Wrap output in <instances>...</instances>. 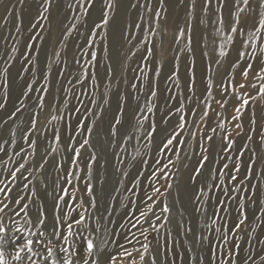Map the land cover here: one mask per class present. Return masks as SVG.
<instances>
[{
    "label": "rangeland",
    "instance_id": "rangeland-1",
    "mask_svg": "<svg viewBox=\"0 0 264 264\" xmlns=\"http://www.w3.org/2000/svg\"><path fill=\"white\" fill-rule=\"evenodd\" d=\"M117 5L0 0V264H264V0H175L169 10L129 0L138 14L115 74L107 31ZM203 21L219 35V59L197 93L194 79L179 83L180 61L194 70ZM110 171L117 184L104 202ZM182 183L195 187L191 214Z\"/></svg>",
    "mask_w": 264,
    "mask_h": 264
},
{
    "label": "bare ground",
    "instance_id": "bare-ground-1",
    "mask_svg": "<svg viewBox=\"0 0 264 264\" xmlns=\"http://www.w3.org/2000/svg\"><path fill=\"white\" fill-rule=\"evenodd\" d=\"M175 0H165L166 7L170 8V5ZM228 5L232 4V1L234 0H226ZM36 2V1H35ZM129 0H118V5L115 8L113 18L110 22V25L108 27L107 31V38H108V50H107V57L109 62V69H111L112 72L117 74L119 69L122 67L124 63H127V46L123 43L124 36L127 34L130 28V22H134L137 18V11L130 13L129 10ZM32 6V5H31ZM28 6L26 11V16L31 17L32 16V7ZM202 18L205 20L207 16L209 18L212 15V12L208 14L206 12H202ZM205 14H207L205 16ZM100 16V7H95L90 15V18L88 19V24L91 25L95 20L99 19ZM212 29H209V27L206 24V21H203V24L197 28V31L194 33V45L192 47L191 52L189 53V60L192 61L194 68L193 71H191V68L186 65V59L188 56H185L182 58V61H180V67L181 71L179 74V77L181 81L179 82L184 87H187V83H189L190 80L194 79L197 83V93H199L205 86L204 79L206 76V65L212 60L216 61L219 59V49L217 47H212V43L214 40L216 42H219L218 34L217 38H213L212 36ZM238 51H232L229 54L228 60L225 65H227L236 55ZM240 53V50H239ZM187 57V58H186ZM72 61V68L74 71H77L79 68L78 64V58H76L74 55L71 56ZM17 71V67L13 69V74ZM109 70H107L105 76H108ZM98 76H104L101 73H98ZM112 106L115 107V102L112 103ZM118 106V105H117ZM140 108V103H137L136 101L130 99L129 101V109L130 111L136 112ZM59 129V128H58ZM163 132L162 130H160ZM48 141V137L46 138L45 142ZM113 144L112 141H108L106 143L105 147H110ZM45 145L43 141V146ZM41 161V159H40ZM111 168V167H110ZM58 180V179H57ZM104 181V186L101 189V191L98 193V198H100L102 201H107L111 195H113L117 181L115 180L114 173L110 171L108 173L107 179ZM46 186V191L42 192V200L45 205V209L47 214L51 215L53 212V205H52V192H51V185L50 182ZM180 194L183 199V207H185L186 212L191 214L190 211L193 209V199L192 196L195 194V187H192L188 184L182 183L180 189ZM108 207V206H106ZM191 218L192 222L197 221V219L193 216H190L188 220ZM190 221V220H189ZM133 224V223H132ZM194 224V223H193ZM197 227H194L193 232L197 234ZM135 236V235H134ZM124 237V236H123ZM123 243V242H122ZM131 247V246H130ZM128 247H125L124 250H128ZM119 251V250H118ZM117 251V252H118ZM156 257V253L154 254ZM31 259V258H30ZM160 258H157V260L149 261L147 264H156V261L158 262ZM33 264H45L43 260H40L39 262L36 261V259L32 260Z\"/></svg>",
    "mask_w": 264,
    "mask_h": 264
},
{
    "label": "snow or ice",
    "instance_id": "snow-or-ice-1",
    "mask_svg": "<svg viewBox=\"0 0 264 264\" xmlns=\"http://www.w3.org/2000/svg\"><path fill=\"white\" fill-rule=\"evenodd\" d=\"M245 2L247 3V0H245ZM102 23H103L104 26H107L108 23H109V20H108L107 16L104 15V14H102ZM259 26H260L261 29H264V18H262V19L259 21ZM231 30H232L233 32H236V31H237L236 28H232ZM5 71H7V70H5ZM244 75L246 76L247 73H244ZM241 87H243V85H241ZM28 91H32V89H31V88H28ZM22 95H24V93H22ZM245 103H247V101H245ZM0 107H3V105L0 104ZM237 111H239V109H237ZM117 123H119V121H117ZM209 139H211V138H209ZM83 143H84V144H87L88 141L85 140ZM166 143H167L168 145H171V144L173 143V137H169V138L167 139ZM77 155H79V154L77 153ZM204 159H206V157H204ZM201 167H203V166L201 165ZM225 167H227V165H225ZM237 171H239L238 168H237ZM232 179H236V178H235V177H232ZM157 191H158V190H157ZM163 211L168 212L169 209L165 206V207L163 208ZM149 223H150V222H149ZM242 223H243V220L240 221V224H242ZM236 226L239 227V224L236 225ZM0 230H2V229H0ZM28 243L31 244V241H29ZM87 248H88V252L91 253L92 250H93V248H94V245H93V243H92L91 241L88 242V246H87ZM144 248H145V251H147L148 246L145 245ZM29 250H30V249H29Z\"/></svg>",
    "mask_w": 264,
    "mask_h": 264
}]
</instances>
